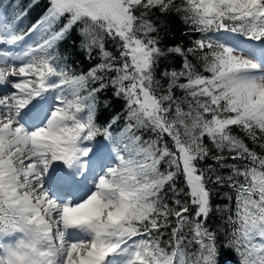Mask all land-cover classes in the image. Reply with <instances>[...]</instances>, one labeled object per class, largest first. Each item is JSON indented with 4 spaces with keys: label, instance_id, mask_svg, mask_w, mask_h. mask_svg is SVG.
<instances>
[{
    "label": "snow or ice",
    "instance_id": "snow-or-ice-1",
    "mask_svg": "<svg viewBox=\"0 0 264 264\" xmlns=\"http://www.w3.org/2000/svg\"><path fill=\"white\" fill-rule=\"evenodd\" d=\"M40 4L0 0V264H264V0Z\"/></svg>",
    "mask_w": 264,
    "mask_h": 264
},
{
    "label": "trees",
    "instance_id": "trees-1",
    "mask_svg": "<svg viewBox=\"0 0 264 264\" xmlns=\"http://www.w3.org/2000/svg\"><path fill=\"white\" fill-rule=\"evenodd\" d=\"M9 2L10 0H2L3 5H7ZM29 3H30V0H15L16 5L26 6ZM25 10L28 12V15L25 16L23 25L27 27L35 23L42 16L43 10H44L43 0H41V4L39 7H35L30 10L26 8ZM153 19L155 18L153 17ZM169 20H170V23H169L167 33L166 34L162 33L163 44L165 46H171V45H175L178 43H182L185 46L189 45L190 38L182 35V33L185 31V25L176 17H170ZM74 46L77 48V55L73 56V59L76 61L77 71H85L89 67L94 66L98 62V58L89 60L85 57L83 53L79 52L78 50L79 40L75 37V35H73L66 41V43L63 45V48L71 52ZM108 47L109 49H111L112 44L109 43ZM182 63H183V60L179 56L169 57L165 59L164 61V64L167 67H169L170 69H176V70L181 69ZM119 108H120V105L116 104L113 109L109 110L108 114L114 113ZM178 183H181V186H182V182H178ZM214 202L218 204H222L223 200L220 198H216ZM209 223H210V226L214 228L217 226L218 223H220V220L217 216H213ZM221 259L223 261H230L231 264H235V258L233 254L230 252H226L224 255H222Z\"/></svg>",
    "mask_w": 264,
    "mask_h": 264
}]
</instances>
